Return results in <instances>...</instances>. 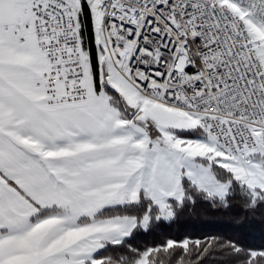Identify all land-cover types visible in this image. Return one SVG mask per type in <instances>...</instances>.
Returning <instances> with one entry per match:
<instances>
[{"label":"snow or ice","instance_id":"1","mask_svg":"<svg viewBox=\"0 0 264 264\" xmlns=\"http://www.w3.org/2000/svg\"><path fill=\"white\" fill-rule=\"evenodd\" d=\"M264 222V0H0V264H264L182 216Z\"/></svg>","mask_w":264,"mask_h":264},{"label":"trees","instance_id":"2","mask_svg":"<svg viewBox=\"0 0 264 264\" xmlns=\"http://www.w3.org/2000/svg\"><path fill=\"white\" fill-rule=\"evenodd\" d=\"M186 236H223L241 239L252 246L264 245V222L259 219H245L244 214L235 209L227 212L209 211L206 215L182 216L171 224L162 225L154 233L140 240L142 245L159 243L160 240Z\"/></svg>","mask_w":264,"mask_h":264}]
</instances>
